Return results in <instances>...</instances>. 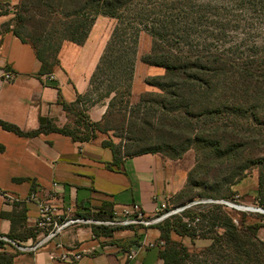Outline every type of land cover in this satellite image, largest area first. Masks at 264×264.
<instances>
[{
    "label": "trees",
    "instance_id": "1",
    "mask_svg": "<svg viewBox=\"0 0 264 264\" xmlns=\"http://www.w3.org/2000/svg\"><path fill=\"white\" fill-rule=\"evenodd\" d=\"M34 1L49 11L59 8L58 14L64 19L60 41L53 48L51 38L42 35L31 40L23 38L15 28V24L22 21V15H14L12 10L11 31L33 49L40 64L37 78L51 75L53 66L58 63L57 54L63 41L77 45L85 42L97 16L114 19L117 26L90 77L87 94L77 95L71 104L60 103L75 118L74 126L59 128L50 119L41 118L35 131L22 132L3 122H0L1 128L23 137L57 133L79 143L92 140L97 132L105 133L109 129L102 128L101 122L105 121L110 111H116L113 109L115 99L119 97L120 106L128 104L138 35L143 30L151 38V46L149 53L141 57V62L162 68L164 73L145 80L157 91L143 93L139 97V104L129 111L132 115H129L126 128V155L119 156L118 149L124 147L122 144L119 146L107 140L102 142V146L112 153L108 167L118 169L122 165V158L148 153L178 159L192 149L195 164L172 203L182 205L192 201L194 198L189 194L190 189L207 188V176L211 174L213 185L227 186V196L219 199L236 202L231 186L245 177L249 173H245L246 170L252 165L259 166L253 158L264 150L257 145L259 139H264V136L260 137L264 132V42H247L243 37L245 34L236 38L229 35L232 29L227 31L229 23L220 16V11L225 8L210 3L194 4L192 0H181L179 29L172 15H167L166 21H148L142 7L147 0ZM236 1L238 5L264 12V0ZM95 82L98 84L96 88L104 93L97 101L93 99L94 91L91 89ZM104 98H109V101L102 120L91 122L86 115L87 107ZM124 111L119 113L122 119L127 118ZM123 124L124 121L120 128H123ZM261 143L264 145V141ZM261 176L259 170L256 205L264 210V181ZM200 194L207 195L204 192ZM201 198L218 199L208 195ZM194 209L181 217L189 220L199 218L197 227H188L179 218L167 220L157 227L160 240L164 241L158 252L163 264H214V256L216 260L223 256L221 243L234 251V261L246 257L249 262L264 264L256 248L259 245L264 250V243L256 236V230L264 227L263 221L254 218L255 221L246 223L244 219H239L236 225L227 209L216 204L210 205L207 211L197 212L199 207ZM93 215L97 219L110 218L109 205L103 204ZM36 231L40 230L36 228ZM99 233L107 235L110 230L103 228ZM26 235L34 236L31 231H27ZM172 235L188 238L191 243L197 239H207L210 244L201 249L189 248L173 240ZM5 237L11 241L15 238L11 234ZM132 242L122 244V248L127 250ZM4 245L5 242L0 240V249ZM12 257L13 254L1 252L0 264H12Z\"/></svg>",
    "mask_w": 264,
    "mask_h": 264
},
{
    "label": "crops",
    "instance_id": "2",
    "mask_svg": "<svg viewBox=\"0 0 264 264\" xmlns=\"http://www.w3.org/2000/svg\"><path fill=\"white\" fill-rule=\"evenodd\" d=\"M18 1L0 0V122L22 132L35 131L41 118L50 119L59 128L72 127L75 118L60 103L71 104L77 95L87 94L106 40L89 32L82 45L63 41L52 77L37 78L40 64L33 49L11 31L12 7ZM139 67L137 63L134 66L131 93L136 91ZM156 70L149 75H160ZM5 73L12 79H4ZM147 88L144 83L141 90ZM105 111L106 103L99 102L88 106L86 115L98 123ZM104 140L100 132L84 143L57 133L23 137L0 126V237L11 234L15 237L12 241L19 245H31L43 238L45 232L35 228L40 203L50 204L59 220L92 219L103 204L109 205L111 216L116 218L133 204L145 215H151L156 208L171 204L184 187L193 165V159L184 163L188 153L178 159L160 153L130 156L122 158L118 169L109 168L112 153L102 146ZM257 189V172H249L231 186L236 202L250 206H257ZM228 212L246 223L255 221L247 215L243 218L245 213ZM94 230L92 224H75L45 240L34 251L20 252L5 242L0 253L13 254L12 264H163L158 257L162 247L157 228L113 227L107 235ZM27 231L34 236L26 235ZM256 236L264 243V227L256 230ZM171 238L189 248L210 244L207 239L191 243L188 238ZM127 241L133 242L125 250L122 244ZM130 253L132 257L128 258ZM73 254H79V259L72 260ZM63 255L71 260L63 259Z\"/></svg>",
    "mask_w": 264,
    "mask_h": 264
},
{
    "label": "rangeland",
    "instance_id": "3",
    "mask_svg": "<svg viewBox=\"0 0 264 264\" xmlns=\"http://www.w3.org/2000/svg\"><path fill=\"white\" fill-rule=\"evenodd\" d=\"M194 4H199V3H210L211 5L218 6V7H224V11H220V16L221 18H225V20L229 23L227 26V31L229 32L230 29H232L231 32H229V35L233 37H239L243 36L244 39H246L247 42L251 41H256V42H264V12H259V11H254L249 7L246 6H241L237 4L236 0H192ZM142 7L145 9L146 16L148 18V21L152 20H167L165 17L167 15H172L173 18L177 21V25L179 26V29L181 27V0H153V1H145L144 5ZM12 9L14 10V15H22V21L19 23V21L15 24V28L17 29L18 33L20 32L23 38L26 40H31L37 35H42L43 37H48L51 38V40L54 42L52 43L53 48H56V45H58V42L60 41V32L62 30V22L64 19L58 14L60 10L54 9V11H49L46 8L38 5L36 1L31 0V1H26L24 0H19L17 4H15ZM66 10L63 11V13ZM178 21L180 23H178ZM117 26V22L114 19L108 18V17H102V16H97L91 29L90 33L94 35L95 37H103L106 40V44L109 40V37L113 31V29ZM241 36V37H242ZM106 46V45H105ZM151 46V38L147 33H145L143 30L139 32L138 35V41H137V48H136V55H135V64L137 63L140 67L136 71L137 78L135 80V88L136 91L134 93H131L130 97L128 98V104L125 105L124 103L122 106L118 105V99H115L114 101V107L113 109L116 111H110L105 119L104 122H101V127L102 128H108L105 133H102L105 137V140L107 141H112L115 144H121L124 146L123 148H119V156L124 157L127 153V145H128V140H127V126H128V120L129 115H132L131 113L129 114L130 110H133V108L136 107L137 104H139V97L145 93V92H156L157 90L153 87H149L148 85V90L142 91V87L144 86L145 80L149 77L152 76H158V75H149L150 71H160V75L164 73V70L159 67L154 66H149L147 64H144L141 62V57L144 56L145 54L149 53ZM105 49V47H104ZM104 52V51H103ZM151 70H149V67ZM99 85L100 81L98 82ZM98 84L95 82L92 85V90L94 91V95L92 96L93 99L96 101L100 97V95H104V93L96 88ZM96 88V89H95ZM113 94L110 95L112 97ZM109 97V98H110ZM109 98H104L100 102H105L106 105L109 101ZM120 109V110H119ZM125 109L124 113L127 115L126 119H122V116H120V111ZM124 121L123 128H120V125H122V122ZM261 132V130L257 133V135ZM264 136V132L260 134V137ZM262 141H264L263 137L262 139L258 140L257 145H260L262 149H264V145H262ZM188 157H184V163L189 164L190 161L193 159V165L191 168H189L188 172L193 168L195 164V152L191 149L187 151ZM254 161L258 163V165H252L249 169L246 170L245 173L248 172H260L262 173V180L264 181V150L263 152H260L256 154L253 158ZM208 178V183L209 186L204 189H195L192 188L189 191V194H192V198H201V197H215L219 200V198L224 199L223 197L227 196V186L226 185H219L216 184L213 185V174L207 176ZM208 188H211V190H208ZM200 192H204V195L207 194L206 196H203L200 194ZM191 198V199H192ZM190 199V200H191ZM228 201V200H225ZM233 204H238L232 201H229ZM188 203V202H186ZM210 205H215V204H209V205H202L199 206V209L197 212L200 211H207ZM220 205V204H216ZM223 206V205H221ZM181 207V204L177 203H171V204H165V208L163 209L162 215L166 213L167 210L170 209H175ZM227 208V207H226ZM229 208V207H228ZM195 209H189L188 211H193ZM227 211L230 212H236L234 210H229ZM185 213V212H184ZM184 213H179L175 214L173 216L167 217L163 219L162 221L149 225V226H143V225H136V226H128V227H134V228H157L158 226L162 225L165 223L167 220H175V218L182 219L184 222V219L187 217H181ZM245 215L253 218H257L260 221L264 222V213H251L247 212ZM233 217V222L236 221V225L239 224V219L238 217ZM155 217L153 216H146L142 218L144 221H152ZM99 219V220H104ZM189 219V218H188ZM200 221L196 223L194 226L190 227H197ZM95 227V231L99 232L101 229L105 228L108 230H111L113 228L112 226L109 225H93ZM97 229V230H96ZM244 240L247 242L248 240L244 238ZM159 243H161V240H159ZM161 247L164 245V241L160 244ZM208 246V245H207ZM207 246H199L196 249H201L205 248ZM221 246L223 247V256L220 258L215 259L214 256V264H255L254 262H249L246 260V257L243 258H238L236 261H234L236 258V255L233 250H231L229 247L224 246L223 243H221ZM195 248V247H194ZM257 250L259 251L258 257L261 259H264V250L261 248L259 245H257ZM154 251V250H153ZM222 255V254H221Z\"/></svg>",
    "mask_w": 264,
    "mask_h": 264
},
{
    "label": "built area",
    "instance_id": "4",
    "mask_svg": "<svg viewBox=\"0 0 264 264\" xmlns=\"http://www.w3.org/2000/svg\"><path fill=\"white\" fill-rule=\"evenodd\" d=\"M4 79L11 80L12 77L9 73L4 74ZM52 76L50 75L49 78ZM235 202V201H232ZM237 203V202H235ZM209 204H220L223 205L224 208L229 210H234L242 213H264V210L258 206H250V205H243V204H233L229 201H225L222 199L215 200L210 198H195L192 201L188 203H184L181 205V207L167 210L166 213L162 215L163 209L165 208V205H162L161 207H158L154 210V212L151 215H145L143 211L140 209V207L136 204H133L130 206V209H125L121 217L116 218L114 216H111L110 218H106L104 220L94 219V218H83V217H71L66 218L64 220H59L57 216L53 213V208L48 203H40L38 205V212H37V219L35 223V227L42 232H45V235L43 238L39 239L37 242L31 244V245H19L15 242L0 237V240L6 243H9L12 245L16 250L20 252H30L34 251L36 248H38L45 240L54 237L58 233H60L63 229L66 227H69L71 225L75 224H92V225H109L112 227H128V226H136V225H143V226H149L155 223H158L162 221L163 219L173 216L175 214L184 213L189 209H194L196 207L202 206V205H209ZM229 207V208H228ZM146 216H153L155 217L152 221H144L142 218ZM199 218H195L193 220H189L188 218L184 219V222L187 224L188 227L194 226L196 223H198ZM236 223V221H234ZM162 243V241H161ZM160 243V244H161ZM79 254H73L71 255L72 260L79 259ZM128 258L132 257V254L127 255ZM63 259L70 261L67 257V255L62 256Z\"/></svg>",
    "mask_w": 264,
    "mask_h": 264
}]
</instances>
